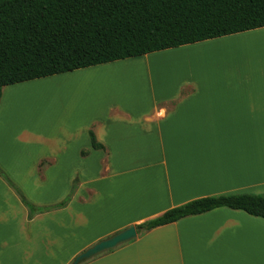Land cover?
I'll return each mask as SVG.
<instances>
[{
  "label": "crops",
  "instance_id": "0c3cea01",
  "mask_svg": "<svg viewBox=\"0 0 264 264\" xmlns=\"http://www.w3.org/2000/svg\"><path fill=\"white\" fill-rule=\"evenodd\" d=\"M186 45L197 53L189 73L169 74L170 81L157 90L148 76L151 92L140 95L130 107L115 104L93 112L76 111L53 123L52 130H42L45 135L25 125L12 128L0 119V168L10 180V165L28 162L37 163L41 179L36 138L48 136L50 141L53 138V143L44 138L53 145V166L46 171L69 164L67 192L74 179L80 181L81 190H91L83 199L76 187L65 208L39 212L29 219L27 207L0 177V264L25 260L27 246L37 258L42 230L53 236V253L45 248L49 252L45 257L53 254L60 264H67L102 237L189 200L264 194V26ZM154 53L158 52L132 59ZM151 63L157 61L123 67L142 70ZM120 70L116 75L103 73L101 82L128 83ZM73 71L46 77L59 78ZM75 79L59 86L70 89L73 84L80 91L94 85L90 79ZM7 88L10 85L2 88L1 96ZM15 102L21 109L18 113L37 118L43 113L36 114L39 106L29 100ZM60 102L66 103H61L63 108L74 106L71 100ZM90 129L105 149L91 147ZM11 140L22 145L12 148ZM83 149L85 155H81ZM38 177L33 171L31 179ZM24 196L35 206L50 205L44 204L40 193ZM57 216L63 219L54 222ZM82 264H264V219L219 207L137 234Z\"/></svg>",
  "mask_w": 264,
  "mask_h": 264
},
{
  "label": "trees",
  "instance_id": "16d2710c",
  "mask_svg": "<svg viewBox=\"0 0 264 264\" xmlns=\"http://www.w3.org/2000/svg\"><path fill=\"white\" fill-rule=\"evenodd\" d=\"M263 26L264 0H0V97L6 85ZM89 137L91 147L105 149L91 129ZM0 177L27 207L29 219L65 208L78 183L72 180L59 201L35 206L1 168ZM219 207L264 219V194L195 198L135 228L140 235Z\"/></svg>",
  "mask_w": 264,
  "mask_h": 264
},
{
  "label": "rangeland",
  "instance_id": "374dc122",
  "mask_svg": "<svg viewBox=\"0 0 264 264\" xmlns=\"http://www.w3.org/2000/svg\"><path fill=\"white\" fill-rule=\"evenodd\" d=\"M159 51H157L158 53L150 54V56H143L137 59L127 58L116 61L115 63H108L105 65L103 64L96 67L80 68L78 70L76 69L75 71L64 74L59 78L45 77L41 79H33L25 82L24 84H17V86L10 85V88H7L1 96L0 119L7 121V123H9L12 128L19 129L23 125H25L29 126L27 128H31L33 130L41 132L42 130L46 129L52 130L53 123H61L62 120H66L65 116H67V114L76 111L83 110L93 112L108 108L110 106L114 107L115 104L121 107H130L131 103L134 104L135 100H137L140 95H146L151 92V88L149 87V85H152L148 83V76L152 77L154 90H157L158 86H161L170 81L168 80L169 74L177 75L178 71L180 72L179 75H182L185 72L189 73L190 68H192V66H189V64L192 63L197 57L196 48L190 47L188 45L168 48L167 50L164 49L160 52ZM149 60L151 62L157 61V64L151 63L150 66H143L142 70H138V68L123 67L124 64V66H127V63L141 62L142 64H145L146 61ZM159 63L160 66H158ZM161 63H165V65H162ZM118 65L121 67H116ZM119 68H127L125 70H121L123 71L122 73H125V75H127L129 80L128 83L112 81L105 84L101 82V79H103V73L116 75V73H120L118 71L120 70ZM97 75H99L100 78L96 80L95 77ZM134 76L138 79L134 78ZM163 76L165 77L162 78ZM75 78L81 80L90 79L92 84L94 85H92L91 88L80 91L76 88L77 86L73 84L71 85L70 89H68V87L66 86H59L60 83H63L65 80ZM133 79L136 80L133 82ZM51 85H53V88L51 87ZM64 88H67L68 90ZM20 99H23V101H25L24 103L29 100L30 103L32 102L31 105L39 106L37 107L35 113L38 114L43 111V113L40 115V118H37L38 116H33L32 114L29 115L18 113L21 109L19 105H16L18 102L15 101ZM65 99L66 102L71 100V103H73L72 105L74 106L71 109L66 108V106L65 108H63L61 103L64 102H60V100L64 101ZM64 105H66V103H64ZM14 118L17 124L21 123V125L18 124V127L14 126V124L16 123L12 122V119ZM41 133L45 135L44 132ZM47 134L49 135L50 131ZM44 138L49 139L48 136L36 138L37 151L35 156H40L41 162L38 166V171L41 179H39V175L36 171L37 163L28 162L27 164H23L19 167L18 163L10 165V170L13 171V180L11 181L21 191H23L27 197H29L28 193L30 192H35L38 194L40 193L41 195H43L44 204H51L59 201L67 194V174L69 173L68 167L70 165L65 163L62 165H57L54 170L53 167H51L50 172L46 171L50 166H53V162L50 156V152H53V145L47 143ZM14 142L17 146H14ZM48 142L53 143V138L51 139V141L49 139ZM20 145H22V143L18 140L10 141V146L12 148H18L20 147ZM89 166L90 165L87 164V167ZM101 167L104 174L105 164L101 163ZM33 171L37 175L38 179H31ZM77 187L83 199H86L91 195V190H89V188L86 187L85 189H80V181H78ZM62 219V217L57 216L54 222H59V220ZM107 224L109 223L107 222L106 225ZM41 235L42 237L39 239V241L41 242L42 246L40 245V249H37L36 252L38 257L34 258L32 256L33 252L27 246L25 260H20L18 264H60V258H54L53 254L51 257H45V255H49V252L45 250V248H49V251L53 253V236L50 237L48 235V231H46L45 233L43 230L41 232ZM76 245L77 244H75V246ZM70 262L71 261H69L67 264H70Z\"/></svg>",
  "mask_w": 264,
  "mask_h": 264
},
{
  "label": "water",
  "instance_id": "95a60500",
  "mask_svg": "<svg viewBox=\"0 0 264 264\" xmlns=\"http://www.w3.org/2000/svg\"><path fill=\"white\" fill-rule=\"evenodd\" d=\"M136 236L137 231L135 225L130 224L105 238L99 239L89 247L85 248L73 257L70 264H82L101 253L112 250L117 246L134 239Z\"/></svg>",
  "mask_w": 264,
  "mask_h": 264
}]
</instances>
